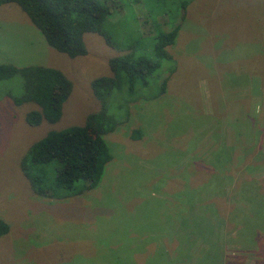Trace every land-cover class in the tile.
<instances>
[{"label":"rangeland","instance_id":"1","mask_svg":"<svg viewBox=\"0 0 264 264\" xmlns=\"http://www.w3.org/2000/svg\"><path fill=\"white\" fill-rule=\"evenodd\" d=\"M100 1L113 8L106 28L114 45L88 32V54L77 57L51 46L18 4L0 5V64L55 67L73 83L60 121L39 126L26 121L27 112L38 106L17 105L9 96L22 94L20 77L0 83V219L11 227L0 237V264H131L132 259L137 264H170L162 251L165 242L171 250L178 239L170 216L189 211L187 206L198 201L191 176L194 168L199 170L198 162L220 167L215 174L206 171V177L202 172L206 181L198 176L200 171L195 176L207 198L219 191L221 175L226 182L221 188L226 185L229 192L221 212L226 219L222 235L232 245L226 244V254L232 255L227 261L264 262V235L256 234L264 231V47H259L264 44L252 41L261 30L251 26V34L244 31L247 15L258 10L232 17L247 9V3L264 7V0L191 3L185 19L180 14L177 20L184 22L177 43L169 47L178 69L166 92L153 97L158 82L169 77L163 66L160 77L157 71L151 78L149 92L139 90L143 96L131 101L130 115L127 107L120 109L123 100L108 101L106 110L122 123L104 136L114 158L99 185L63 199L32 190L21 166L29 147L50 130L82 125L90 113L102 110L93 79L111 75L110 58L134 40H142L145 48L152 45L158 0ZM159 20L170 29L167 17ZM256 24L262 26L259 20ZM243 76H249L255 90L252 100H247L251 93L240 88ZM138 128L142 137L131 138ZM224 134L229 136L227 146H236L235 157L226 144L223 147ZM225 163H230L231 174L224 170ZM231 180L233 192L227 184ZM197 204L202 211L210 209L209 204ZM178 206L185 209L177 210ZM236 224L243 226L241 236L229 231ZM248 234H253L257 247H249L252 242L243 238ZM183 238L188 237L178 240Z\"/></svg>","mask_w":264,"mask_h":264},{"label":"trees","instance_id":"2","mask_svg":"<svg viewBox=\"0 0 264 264\" xmlns=\"http://www.w3.org/2000/svg\"><path fill=\"white\" fill-rule=\"evenodd\" d=\"M194 1L158 0L157 9L153 12L158 18V23L155 24L152 45L145 48L142 40H134L130 45L121 49V52L123 51L121 54L110 58L111 75L93 79L92 89L96 97L102 102L103 109L90 113L82 125H71L62 129L50 130L29 147L22 158L21 166L32 190L37 195L63 199L81 195L99 185L107 165L114 158L104 136L114 131L122 123L106 110L110 104L108 101L112 98L114 101L116 98L123 100L120 103V109L127 107L130 115L131 101H136L138 97L143 96L142 93L139 94V90L145 91V88L149 92L151 78L155 76L157 71L159 78L163 66H166V69L163 70L169 72V77L163 79L161 83L158 82V90L153 94V97H159L166 92L169 80L178 69L176 56L169 50V47L176 45L184 24L183 21L178 23L177 20L180 14H182V19H185L188 6ZM246 2L248 1L246 0ZM8 3L18 4L40 29L47 42L58 51L71 57L88 54L84 38L88 32L98 33L105 38L109 45H114L110 31L106 28L113 11L107 2L100 0H0V5ZM116 4L120 7L119 3L116 2ZM245 5L243 8L248 7L247 9L232 13V17H237L239 12L244 14L245 11L258 10L259 13L255 12L257 14L247 15L252 19L248 17L246 20L248 22L247 28L244 31L251 34L253 32V30H249L251 26L255 30H261V34L255 31L252 41L264 44V15L261 13L264 7L256 9L250 3ZM164 16L167 17L166 24H169L170 29H167L164 26L165 23L159 20L160 17ZM257 20L262 23L261 27L256 24ZM149 47L151 50H148ZM259 47L261 49L264 45L259 44ZM262 49L264 51V48ZM15 76H19L22 80L23 92L19 96L10 94L9 96L17 105L33 103L38 106L37 109L27 112V123L31 126H39L44 121L52 124L60 121L63 116L64 103L73 91L71 79L62 70L51 66L28 65L18 67L13 64H0V83ZM248 77L245 76L244 78L243 76L242 79L244 80H242L240 88L250 92L251 95L247 100H252L255 90H251ZM141 137L142 130L140 128L134 129L131 138L140 139ZM228 138V134L225 138H221L225 140V143L221 140L223 147L225 144L227 146ZM227 149L234 157L235 154H238L235 145L230 144ZM230 163H225L224 170L227 173L232 172L230 171ZM198 165L199 170L194 168V174L191 175L193 176L195 197L198 201L194 202L193 207L186 202L189 205L187 206L189 211H178L170 216L177 227L178 239L179 236L186 235L187 241L184 238L177 239L176 245L174 243L172 248L175 250L174 254L165 242L163 254L170 259V264H235L236 262L227 261L228 258H232V255L226 254L228 251L226 244L228 247L232 245L225 241L222 235L224 233L222 227L226 219L223 217L225 214L223 215L221 212L226 210L225 208L223 210V205L230 197L226 185L221 188V184H226V182L221 175L219 191L211 192L207 198L205 186L204 189H201V184L199 181H195V176L200 171L198 176L204 179L206 171L209 170V174H215L218 173L217 170H220V167L217 169L218 165H207L203 162H198ZM202 172L205 173V177L201 174ZM227 184L230 185L229 188L232 192L236 189L232 180ZM233 195L235 196V194ZM198 202L209 204L207 206L210 209L205 207L202 211V205L198 206ZM179 208L180 206L177 210ZM180 209H185V207ZM215 215L216 217H214ZM175 221H179V223ZM204 222H206L205 225ZM242 228L241 224H236L228 230H233L231 232L241 236ZM10 229V224L0 219V237L7 234ZM255 232L254 229L253 234ZM253 234H248L250 236L246 237L242 235L243 238L247 239L244 241L252 242L249 246L251 248L257 247L253 244ZM256 234L258 238L264 235V231L259 230ZM194 236L197 237L196 240H192ZM183 240L185 241L181 242ZM131 261V264H137L136 260L132 259ZM262 263L264 264L262 261L258 262V264Z\"/></svg>","mask_w":264,"mask_h":264}]
</instances>
